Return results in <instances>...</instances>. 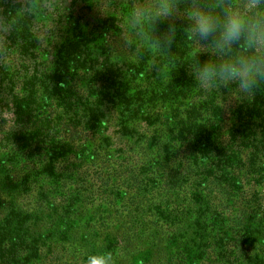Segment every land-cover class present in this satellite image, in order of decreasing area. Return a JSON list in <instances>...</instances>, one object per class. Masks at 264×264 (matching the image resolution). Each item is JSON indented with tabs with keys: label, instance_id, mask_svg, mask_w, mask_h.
Masks as SVG:
<instances>
[{
	"label": "trees",
	"instance_id": "1",
	"mask_svg": "<svg viewBox=\"0 0 264 264\" xmlns=\"http://www.w3.org/2000/svg\"><path fill=\"white\" fill-rule=\"evenodd\" d=\"M86 1L54 8L47 25L16 21L18 7L0 0L15 22L0 56V112L12 115L0 119V264L43 248L50 264H98L121 242L144 251L131 264H264V91L200 88L179 32L172 55L155 56L170 78L127 85L137 63L118 53L132 42L133 0ZM87 224L94 247L75 239ZM45 227H59L49 242Z\"/></svg>",
	"mask_w": 264,
	"mask_h": 264
},
{
	"label": "clouds",
	"instance_id": "2",
	"mask_svg": "<svg viewBox=\"0 0 264 264\" xmlns=\"http://www.w3.org/2000/svg\"><path fill=\"white\" fill-rule=\"evenodd\" d=\"M18 2L20 16L39 17L57 2L64 15L71 0ZM125 24L126 31L158 57L171 56L182 33L196 49L189 72L206 91L235 85L242 98L251 100L264 91V0H133ZM14 28L15 22L0 12V56L9 53ZM200 55L209 58L201 62Z\"/></svg>",
	"mask_w": 264,
	"mask_h": 264
},
{
	"label": "rangeland",
	"instance_id": "3",
	"mask_svg": "<svg viewBox=\"0 0 264 264\" xmlns=\"http://www.w3.org/2000/svg\"><path fill=\"white\" fill-rule=\"evenodd\" d=\"M10 1V4H14L16 5L17 9L15 10V14H16V21L20 16L19 14V7L20 4L18 2V0H7ZM83 0H79V5H82V8H85L86 5H88V2L86 0H84V2H82ZM54 8H59V3L57 2V4L54 6ZM85 10V9H84ZM125 17L127 16V12H125ZM36 21L34 23L37 24H49L50 23V19H47L45 16H39V17H35L34 18ZM131 49V51H130ZM143 51H145L148 55L149 58H147V55L145 53V60L144 63H146V65L143 64V66L141 65V68L137 65L139 62V56L140 53ZM132 52L133 55L131 57H129L128 53ZM152 52L148 51L146 49V47L142 46L138 40L132 36V42H129L128 44H126L122 49H120L119 53H118V58L120 57L123 60H126V63L130 62V63H137L134 67H133V75L131 76V78H129L128 76L125 78V82L127 85L131 84L132 82H130L128 84L127 80L129 79H142L143 77H145L146 75H148L150 77L151 80L156 81L158 80L159 82L170 78L169 76L171 75V73L173 72L169 67H167L165 64L160 65L159 67L156 68L155 65H159L158 64V60L155 58V56L153 54H150ZM155 67V68H154ZM140 69V70H139ZM150 73H152V75H149V71ZM148 71V72H147ZM141 73V77H138V74ZM131 91V90H130ZM12 115L10 112H0V119H4L9 121L11 119ZM2 172L0 170V190H3L5 192H7L5 189H3L4 187V183L1 180V176H2ZM97 202H93L89 205H87V208L84 210L83 212V218H86L87 220L90 219L93 216V211L94 209L97 208L96 206ZM111 221V220H110ZM88 224L85 226H81L80 230L78 231V233H76L75 235V239L76 241L79 243L80 241H84L89 243V245H93V247L96 245L97 241H98V237H93L94 233L93 231H89L91 229L88 230ZM59 227L58 229H49L48 227L44 228V235L45 238L47 239V236H50V238H48L47 242L51 241L52 238H55V235L58 233ZM85 235L86 239L83 240L82 236ZM69 242H65L63 247L60 248L58 250L59 256L61 257V259H66L68 260L70 257H73L74 255H76V252H73L71 250V248L68 245ZM119 248V256L117 257L116 255H113L110 259L108 260H104V259H100L98 258V256H96L94 259L98 260V264H100L101 261L106 262V264H131L132 261L136 260V258L140 257L143 252L140 253H136L137 249L135 248L134 245H130L126 242H121L118 246ZM95 252V251H94ZM93 251H91V249L89 251H87L86 254L92 255L94 253ZM78 255V254H77ZM51 259L50 256L48 254V252L45 250V248H43L41 250V253H39V255L36 258H32L29 262H27L26 264H50Z\"/></svg>",
	"mask_w": 264,
	"mask_h": 264
}]
</instances>
